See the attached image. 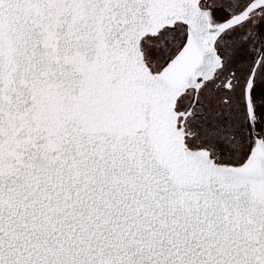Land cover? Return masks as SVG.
Here are the masks:
<instances>
[{
	"label": "snow or ice",
	"instance_id": "snow-or-ice-1",
	"mask_svg": "<svg viewBox=\"0 0 264 264\" xmlns=\"http://www.w3.org/2000/svg\"><path fill=\"white\" fill-rule=\"evenodd\" d=\"M0 264H264V0H0Z\"/></svg>",
	"mask_w": 264,
	"mask_h": 264
}]
</instances>
